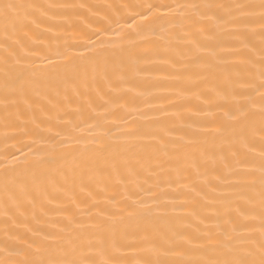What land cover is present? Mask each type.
<instances>
[{
    "label": "bare ground",
    "instance_id": "obj_1",
    "mask_svg": "<svg viewBox=\"0 0 264 264\" xmlns=\"http://www.w3.org/2000/svg\"><path fill=\"white\" fill-rule=\"evenodd\" d=\"M0 3L26 6L0 14V264H137L163 236L193 249L183 259H215L196 249L225 230L232 247L258 245L259 187L245 184L264 124V89L247 88L261 37L232 20L260 0ZM101 233L147 237L145 251L102 255Z\"/></svg>",
    "mask_w": 264,
    "mask_h": 264
},
{
    "label": "snow or ice",
    "instance_id": "obj_2",
    "mask_svg": "<svg viewBox=\"0 0 264 264\" xmlns=\"http://www.w3.org/2000/svg\"><path fill=\"white\" fill-rule=\"evenodd\" d=\"M26 7L25 5L15 4V3H0V14H3L5 18L9 17L12 13L18 12L19 9ZM30 7V6H28ZM151 5H149V9H151ZM166 7V6H164ZM184 7V6H180ZM193 9H213L224 7L223 5H212V4H203V5H190ZM236 9L248 8L252 9L249 13L243 14L239 17H234L232 22L235 24H239L242 21L244 23V27L247 31H250L253 35L256 34V28H250V25H257L260 39V47H259V79L257 80L255 74L250 78L248 83V91L255 92L258 89H264V0H260L258 5H236ZM259 9V12H255V9ZM90 43L95 44L96 41H90ZM103 48V44L100 45ZM247 48V45H245ZM249 57L245 62L247 64L254 63V48L248 49ZM57 57H62L66 60H71L72 57L70 54L61 53L57 51L55 53ZM9 57H4L3 63L5 65V70L7 72V64ZM47 59V57H45ZM48 63L50 65L54 64L55 61L49 60ZM262 100H264V93L261 94ZM264 111V109H262ZM229 119H232L230 113H225ZM260 152L258 161L254 162L251 168L248 171V175L251 177L249 181L246 182L245 186L251 191L254 190L257 185L259 187V199L258 202L255 196H251L249 198L250 208L249 211L252 215L253 219L258 218L260 221V232L261 238L259 240L258 245L255 241L252 242L253 247H250L246 250H241L236 247L231 246V238L227 237L226 230L222 232L220 235L226 237V239H217L214 245H199L196 250L204 251L208 247H213L217 253V258H201V259H183L182 257L185 255L187 251H192L191 247L186 248L184 251L176 252L175 249L181 247V245L172 238L167 236H163L160 239L159 246L153 245L152 250L156 252V258H148L143 261L137 262V264H264V124L261 125L260 129ZM240 135L245 140L248 139L247 127L241 129ZM254 151V150H253ZM255 160V158H254ZM150 214V209L147 206L141 205L139 209H137L135 215H148ZM208 239H211L209 237ZM147 241V237H144L136 242H122L121 240L113 239L109 244L103 234L101 233L95 241V244L98 248L100 254H108L109 249H117L119 247H129L135 248L138 251H145V249L140 248L139 245L143 244ZM186 244H191V241H185ZM258 248V258L257 251ZM169 256H174L176 258H168ZM25 264H34V262H25ZM71 264H80L78 261H72ZM86 264H122V262L115 261L112 259L96 261L94 259H89L86 261Z\"/></svg>",
    "mask_w": 264,
    "mask_h": 264
}]
</instances>
